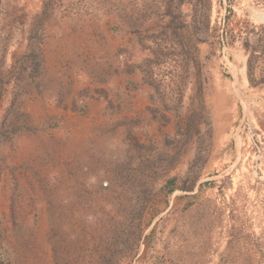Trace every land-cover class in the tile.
I'll return each instance as SVG.
<instances>
[{
  "label": "rangeland",
  "instance_id": "rangeland-1",
  "mask_svg": "<svg viewBox=\"0 0 264 264\" xmlns=\"http://www.w3.org/2000/svg\"><path fill=\"white\" fill-rule=\"evenodd\" d=\"M43 2L0 0L5 79ZM194 2L54 0L32 41L39 74L28 59L15 100L35 130L0 144L12 264H119L132 253L130 264H151L138 259L142 211H163L144 233L158 223L147 258L264 264V0H210L207 14ZM169 9L186 25L199 16L192 38L165 36ZM112 25L137 31L118 37ZM172 176L187 191L164 205L157 192Z\"/></svg>",
  "mask_w": 264,
  "mask_h": 264
},
{
  "label": "trees",
  "instance_id": "trees-1",
  "mask_svg": "<svg viewBox=\"0 0 264 264\" xmlns=\"http://www.w3.org/2000/svg\"><path fill=\"white\" fill-rule=\"evenodd\" d=\"M193 1H195L194 2L195 8L193 10V14H197V12H198L197 11V5L198 4H200L204 7L205 14L208 13V11H209L208 7L210 4V0H193ZM218 1L221 2L222 0H218ZM226 1L228 4L230 3V0H226ZM53 2H54V0H44L43 10H42L41 14L37 17V19L34 21V24L31 28V32L28 35V42H29L28 47L30 46V48L28 49V52L25 54V56L21 60L20 59L17 61L15 60V62H14L15 64L10 66L7 79L4 78L5 74H4V71H2V69H1L2 66H0V109L4 104V99L7 96V94H9L11 96L10 101L8 102L7 106L5 107L3 113L0 115V144L2 143V141L6 142L7 140L11 139L12 137H14V136H16L22 132H26V131L30 132V131L35 130V129L29 127L28 125H26L25 120H24V122L20 123L18 108H17L15 100L19 96L21 89H22V83L21 82H23V79H25L24 72L29 71L27 68V63L29 62L28 59H30V63L33 64L32 72H31L32 76L39 74L40 63H39V61H37V58H36L37 55L34 53L32 41L34 40L35 37H39V32H40L41 28L43 27L44 23L50 18V16H51L50 10L52 8ZM0 9H1V5H0ZM167 14L169 16L168 17L169 20L167 21L169 23V25H167L166 29L164 30L165 31L164 34H166L165 36H167V34H169L170 36H171V34L173 36H176L175 31H180L182 33V35L179 37V39H181L180 41H182L184 35L192 38V36L197 33L196 30H197L198 21H199L198 15H197L198 16V18H197L196 15L192 14L190 16L189 25H186V24H183L181 22V15L179 12H177V11L172 12L169 9V12L167 11ZM206 18H207V16H206ZM228 20L229 19L227 17L226 22H228ZM207 25H208V23H206V26ZM110 30L114 35H117L118 37H123L127 33H134L137 31L136 29H134V30H131L129 32L128 31L122 32V29L120 28L119 25L110 26ZM227 34H228V31L225 28V35L227 36ZM166 38L168 39V37H166ZM223 39H221L222 47L225 45L228 47L229 43L226 44ZM200 41H202V40H200ZM261 54H264V45H263ZM263 62H264V55H261L259 63L262 64ZM1 64H3V61L0 60V65ZM16 65H19V66L16 67ZM209 88H210V86L208 85L207 89H206V93H207L206 98H208V100H210L211 105H212L213 95H212V92ZM44 124L45 125L43 126L42 129H46L48 127L46 122H44ZM56 124H57V122H56ZM52 126L53 125L49 124L50 128ZM179 178H180L179 176H172V177L168 178V180H166L164 182V184L158 190L157 195L158 194L162 195L161 202H163L164 205L167 204V201H168L167 198L169 197V195H171L175 190L180 189V190L187 191L185 187L177 186L178 185L177 182H178ZM155 194L152 197L148 198L147 203H150V202L153 203V201H155L156 196H157V195L155 196ZM196 198H197L196 194L186 195V196H178L174 199V205L172 207V210L176 211V207H177L178 202L180 200H185V203L182 206V210H186L194 204ZM161 212H163V211H156V212H152V213L151 212L145 213V211H142V213L137 216V219H139V221H141L140 223H142V226L138 230L137 242H140L142 239V245H143L142 253L138 257V259L140 261H145V260L149 259L151 264H175V263L170 262V260H166L165 257H156V255L153 256V254H151L147 258L148 253L153 251L152 250L153 244H154V242H156V234H157L156 229H157L158 223L156 222L154 224V226L152 227V229L150 230V232L147 235H144V233L150 227L153 219L156 216H158ZM173 213H176V212H172V214ZM143 219H144V221L142 222ZM7 238H8L7 230L3 229L0 226V264H12V262L8 256L9 254L6 251L7 249L5 248ZM136 255L137 254L132 253L128 256H122L121 259L119 260V264H130L132 259Z\"/></svg>",
  "mask_w": 264,
  "mask_h": 264
},
{
  "label": "built area",
  "instance_id": "built-area-1",
  "mask_svg": "<svg viewBox=\"0 0 264 264\" xmlns=\"http://www.w3.org/2000/svg\"><path fill=\"white\" fill-rule=\"evenodd\" d=\"M224 49H225V46H223V51H224Z\"/></svg>",
  "mask_w": 264,
  "mask_h": 264
}]
</instances>
